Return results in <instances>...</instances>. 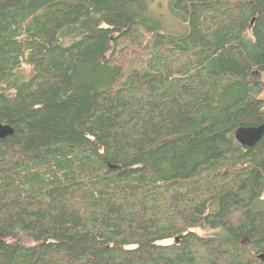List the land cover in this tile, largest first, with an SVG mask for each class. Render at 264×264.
I'll list each match as a JSON object with an SVG mask.
<instances>
[{
  "label": "trees",
  "instance_id": "1",
  "mask_svg": "<svg viewBox=\"0 0 264 264\" xmlns=\"http://www.w3.org/2000/svg\"><path fill=\"white\" fill-rule=\"evenodd\" d=\"M170 8L0 0V264H264V0Z\"/></svg>",
  "mask_w": 264,
  "mask_h": 264
},
{
  "label": "rangeland",
  "instance_id": "2",
  "mask_svg": "<svg viewBox=\"0 0 264 264\" xmlns=\"http://www.w3.org/2000/svg\"><path fill=\"white\" fill-rule=\"evenodd\" d=\"M172 0H149V15L159 21H161L163 26V32L171 33H182L185 32V24L180 18L175 17L172 14L170 5ZM255 80L261 81L264 84V73L256 72L254 76ZM261 99H264V93L261 96ZM264 200V196L262 197ZM1 240H7L2 237ZM10 241V240H9ZM19 241L24 246H33V241L29 237H21Z\"/></svg>",
  "mask_w": 264,
  "mask_h": 264
},
{
  "label": "water",
  "instance_id": "3",
  "mask_svg": "<svg viewBox=\"0 0 264 264\" xmlns=\"http://www.w3.org/2000/svg\"><path fill=\"white\" fill-rule=\"evenodd\" d=\"M15 130L10 124L0 123V140H6L13 137ZM236 140L243 147L253 148L264 138V126L256 127H240L236 130ZM261 259L264 261L263 256Z\"/></svg>",
  "mask_w": 264,
  "mask_h": 264
},
{
  "label": "bare ground",
  "instance_id": "4",
  "mask_svg": "<svg viewBox=\"0 0 264 264\" xmlns=\"http://www.w3.org/2000/svg\"><path fill=\"white\" fill-rule=\"evenodd\" d=\"M3 124V123H2ZM262 126H264V124L263 125H261V126H258V127H256V128H259V127H262ZM240 128V127H239ZM245 128H247V127H245ZM235 134H236V131H235ZM235 139H236V137H235ZM237 141V140H236ZM239 144V143H238ZM241 145V144H240ZM242 146V145H241ZM247 148V147H246ZM251 149V148H250ZM261 259V258H260Z\"/></svg>",
  "mask_w": 264,
  "mask_h": 264
}]
</instances>
